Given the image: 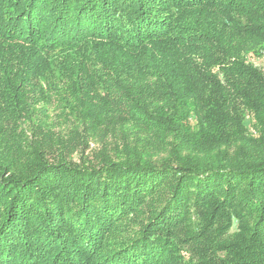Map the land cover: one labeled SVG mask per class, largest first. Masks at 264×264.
Listing matches in <instances>:
<instances>
[{
    "label": "trees",
    "instance_id": "trees-1",
    "mask_svg": "<svg viewBox=\"0 0 264 264\" xmlns=\"http://www.w3.org/2000/svg\"><path fill=\"white\" fill-rule=\"evenodd\" d=\"M0 264H264V0H0Z\"/></svg>",
    "mask_w": 264,
    "mask_h": 264
},
{
    "label": "rangeland",
    "instance_id": "rangeland-1",
    "mask_svg": "<svg viewBox=\"0 0 264 264\" xmlns=\"http://www.w3.org/2000/svg\"><path fill=\"white\" fill-rule=\"evenodd\" d=\"M92 147V146H91Z\"/></svg>",
    "mask_w": 264,
    "mask_h": 264
}]
</instances>
